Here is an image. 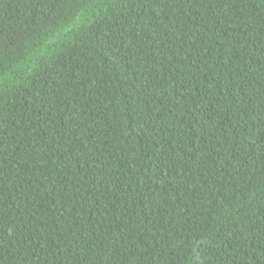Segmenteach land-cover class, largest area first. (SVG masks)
Listing matches in <instances>:
<instances>
[{"label":"trees","instance_id":"trees-1","mask_svg":"<svg viewBox=\"0 0 264 264\" xmlns=\"http://www.w3.org/2000/svg\"><path fill=\"white\" fill-rule=\"evenodd\" d=\"M42 12L0 0V28ZM93 17L0 107V264H178L193 233L205 264H264V19L243 0Z\"/></svg>","mask_w":264,"mask_h":264},{"label":"snow or ice","instance_id":"snow-or-ice-1","mask_svg":"<svg viewBox=\"0 0 264 264\" xmlns=\"http://www.w3.org/2000/svg\"><path fill=\"white\" fill-rule=\"evenodd\" d=\"M243 2L250 19L256 14H260L264 19V0H243ZM124 3L125 0H42L43 12L35 27L15 32L0 28V107L20 88L30 86L29 80L37 69L44 70L51 67L49 58L65 42L69 34H74V30H82L86 16L94 18L93 13L102 15ZM260 31H264V28ZM260 67L261 72L264 73V64ZM258 83L264 89V80ZM116 103L118 104L119 101ZM256 126L261 133L258 139L264 140V110ZM258 183L264 184V167L250 177L248 188H255ZM245 194L246 192L241 191L236 195ZM209 243H211L210 236L193 233L181 242L176 261L178 264H184L186 258L193 255L194 250L204 257V246ZM202 264H205L203 260Z\"/></svg>","mask_w":264,"mask_h":264},{"label":"clouds","instance_id":"clouds-1","mask_svg":"<svg viewBox=\"0 0 264 264\" xmlns=\"http://www.w3.org/2000/svg\"><path fill=\"white\" fill-rule=\"evenodd\" d=\"M184 264H202V259L200 254L194 250L193 255L186 258Z\"/></svg>","mask_w":264,"mask_h":264}]
</instances>
